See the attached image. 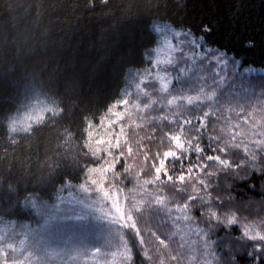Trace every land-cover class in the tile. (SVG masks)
I'll list each match as a JSON object with an SVG mask.
<instances>
[{
  "label": "trees",
  "instance_id": "1",
  "mask_svg": "<svg viewBox=\"0 0 264 264\" xmlns=\"http://www.w3.org/2000/svg\"><path fill=\"white\" fill-rule=\"evenodd\" d=\"M156 21L188 30L242 67H264V0H0V50L39 55L53 68L45 83L29 85L16 75L18 65L10 57L0 59V227L39 224L32 196L52 206L79 185L91 196L113 188L131 198L139 190L170 208L188 204L192 225L206 231L214 264H264V241L243 235L246 224L264 234V150L255 144L260 138L237 135V128L218 116H208L197 133L195 118L203 115L192 108L179 111L174 124L169 123L174 113L160 107L124 116L113 127L102 121L122 99L128 72L150 65L146 52L157 45ZM254 90L250 105L264 99V85ZM165 115L169 121L160 119ZM183 119L192 123L181 133ZM94 134L102 139L98 155ZM171 134L180 135L186 148L196 140L183 154L188 157L183 169L179 161L167 162L173 176L167 181L163 175L157 179L154 167L164 151L176 150ZM117 138L120 147L109 148ZM196 142L204 150L199 160ZM234 142L241 147L219 151ZM106 149L122 155L115 176L105 181L97 170L110 158ZM210 155L229 166L206 160ZM197 164L203 170L187 172ZM181 172L182 182L176 178ZM201 179L210 183L207 190ZM157 205L148 201L132 212L136 229L125 230L131 264H181L176 236L166 216L157 215ZM209 209L221 223L210 220ZM229 215L236 224L226 227Z\"/></svg>",
  "mask_w": 264,
  "mask_h": 264
},
{
  "label": "rangeland",
  "instance_id": "2",
  "mask_svg": "<svg viewBox=\"0 0 264 264\" xmlns=\"http://www.w3.org/2000/svg\"><path fill=\"white\" fill-rule=\"evenodd\" d=\"M152 29L158 36V41L154 48L146 52L150 65L128 72L127 87L121 100L127 98L139 104L141 109L144 104L156 100L157 103L152 108L160 107L173 113L192 108V111H201L202 115L211 105L216 114L209 116H218L222 121L230 122V128L236 127L238 133H247L250 138H260L259 135L253 136L252 132L264 130L260 126L264 123V99L255 101L257 105H250L247 100L251 99L250 93L255 92L254 86L259 88L264 85V67H242L240 60L234 56L206 45L201 38L171 23L156 21L152 24ZM170 55L171 59L167 64L161 63L158 68L153 67L159 61L166 62ZM157 71L161 75L167 74L169 92L159 90L160 81L155 79ZM148 73H151L150 78ZM141 80L144 81L141 86L149 93L148 96L137 92L135 85ZM198 94L205 97L211 94V99L199 107L186 102H178L172 106L167 104L175 95ZM120 101L110 114L102 118L106 125L113 127L124 116L132 117L146 111L134 108L133 103L124 105ZM117 113L124 115L117 116ZM253 121L258 122L255 127ZM93 139L95 146L99 147L102 139L96 134ZM114 157L121 155L112 153L110 158L107 157L103 173L105 181L115 176L119 160L112 161L111 158ZM109 163L114 166L109 167ZM75 188H70L52 206L38 203L32 196L30 206L38 215L39 224L25 225L20 230L13 224L3 223L6 225L0 227V250H4V255L0 256V264H13V261L16 264H131L125 230L129 226L136 229L132 212L140 211L148 201L159 204L157 215L168 219L171 234L176 236L175 245L179 249L180 260L178 256L177 262L214 264L210 245L206 247L203 239L198 238L196 230L202 228L185 221L176 208H171L173 211L170 214V207L164 206L161 199L139 190H134L131 198H128L126 194L113 188L103 189L94 196L84 186ZM246 225L251 226V234L260 232L253 225ZM139 239L142 240L140 235ZM166 244L163 243V247L173 251L174 246ZM106 249H109L107 254ZM172 251L169 258L171 260Z\"/></svg>",
  "mask_w": 264,
  "mask_h": 264
},
{
  "label": "snow or ice",
  "instance_id": "3",
  "mask_svg": "<svg viewBox=\"0 0 264 264\" xmlns=\"http://www.w3.org/2000/svg\"><path fill=\"white\" fill-rule=\"evenodd\" d=\"M204 30L205 31H210L211 29L208 28L207 25H205L204 26ZM170 59H171V55L169 56V58H168V60L166 62L159 61L157 64H153V67L154 68H158L161 63H166L167 64L170 61ZM147 75L149 76V78L151 77V73H148ZM155 79L160 81V89L159 90L161 92H166V93L169 92L168 89H167L168 80H167V74L166 73H164V75H161L160 72L157 71V73L155 75ZM142 84H144L143 80H141L140 83H137L135 85V87L137 89V92L139 94L144 95V96H148L149 93L144 90V88L141 86ZM210 99H211V94H208L206 97L203 96L202 94H198L196 96L175 95V96H172V98L167 101V104H168V106H172L173 104H177L178 102H186L188 105H196L197 107H199L200 105L205 104L206 100H210ZM120 103L124 104V105H128V104L133 103V102L130 101L129 99L125 98V99L121 100ZM156 103H157L156 100H151L149 103H146V104L143 105V109L140 108L139 104L133 103V107L138 109V110L144 111V110H148V109L152 108V106L155 105ZM115 107H116V105H113L112 108H109V112H112L113 108H115ZM162 107H163V105H162ZM215 114H216L215 110L213 109V107L211 105H209L208 111H204L203 112V117H196L195 118L196 121L200 124V127L196 129V132L200 133L205 127L206 118L209 115H215ZM116 115L117 116H122V115H124V113H117ZM179 115H180V113H174L173 116H172V119L170 121H169V117L166 116V115L165 116H161L160 119L161 120H165V121H169V123H173L174 124V123H176V118ZM191 123H192V119H183V120H181L180 121L181 133L184 131V126L185 125H189ZM245 123H247V120L245 121ZM252 123H253V127H255V125L258 122L257 121H253ZM228 124H229V128H230L231 127V123L228 122ZM260 126H261L262 129H264V123H262ZM221 131H225V129H221ZM237 135H247V133H237ZM252 135L253 136L259 135L260 139L256 140L255 144H256L257 147H259L262 150H264V130H261L259 133H256L255 131H253ZM168 138L171 141V143L174 145L176 150L169 149V150L164 151L163 154H162L163 158H159L158 159V166H155L154 170H155L157 179H160L161 175H163L164 177L167 178V181H171L173 179V176L169 174V169L166 167L167 162L169 160H171L173 162V164H175L176 161H179L180 164H181V168L183 169L184 162L188 159V157L184 156L183 154L189 152L190 150H192L193 140H196V137H193V140L187 141V148L185 147L184 142H182L180 135L171 134V135L168 136ZM233 139H234V137H233ZM209 140H218V138L215 137V136H210ZM112 147H116V148L120 147L119 138H117V143L115 145L109 144V148H112ZM228 147L240 148L241 144L240 143H236V142L231 143V144H226L225 146L220 147L219 151L220 152H225V151H227ZM243 147H244L245 152H249L251 154V150H250L249 145L247 143H244ZM105 151H107V149ZM128 151H129V153H131L132 149L129 148ZM194 151L197 154V160H199L200 159V154H202L203 151H204L199 142L195 143ZM99 152H100V148L98 147L96 155H98ZM108 155L112 156V153L110 151H108ZM119 159H120V157H115V161H117ZM253 159H255V156H253ZM206 160L216 161V162H218V164L223 165L225 168H227L229 166L228 165V161L224 160V159H221L220 156H211L210 155V156L206 157ZM113 166H114L113 164L109 163V167H113ZM196 168H199L200 170H203L204 165H202V164L191 165V166H189L187 168V172L192 173L194 171V169H196ZM173 171H175V168H173ZM104 172H105V167L104 166L97 170V173L100 174L101 179L104 178L103 177V173ZM90 173H91V170H90ZM213 174L214 173L209 172L207 175L211 176ZM176 178L179 181L182 182V181L185 180V175L183 174V172H181V174L178 177H176ZM199 183L201 185H204L206 190L210 187V183L206 182L205 179H201L199 181ZM189 199L191 200L193 198L190 197ZM175 210L180 213V215L183 217V219L185 221H189V222L192 221V217L190 215L191 209H190L188 204H184L183 207L177 206V208ZM172 211L173 210L170 208L169 209V213L171 214ZM209 217H210V220H212V221H216L218 223L222 222L221 217L218 216L217 212L216 211H212L211 209H209ZM177 219H179V217ZM226 220H227L226 227L236 224L235 215L227 216ZM208 226L210 227V226H213V225L210 223ZM250 227H251L250 225H244L243 235L245 237H247L248 239H250V240L259 239L261 241H264V234H261L260 232L257 231L253 235V234L250 233V230H249ZM196 232H197L198 238L203 239V242H204L205 246L207 247L209 245V239L207 238L206 233L202 229H197ZM8 247L11 248V245H9ZM257 251H259V247H257ZM2 255H4V250H0V256H2ZM13 264H16V262L13 261Z\"/></svg>",
  "mask_w": 264,
  "mask_h": 264
},
{
  "label": "clouds",
  "instance_id": "4",
  "mask_svg": "<svg viewBox=\"0 0 264 264\" xmlns=\"http://www.w3.org/2000/svg\"><path fill=\"white\" fill-rule=\"evenodd\" d=\"M10 57L17 65L16 75L29 85L45 83L53 72L51 65L45 67V61L39 56H30L11 48L0 50V59Z\"/></svg>",
  "mask_w": 264,
  "mask_h": 264
},
{
  "label": "crops",
  "instance_id": "5",
  "mask_svg": "<svg viewBox=\"0 0 264 264\" xmlns=\"http://www.w3.org/2000/svg\"><path fill=\"white\" fill-rule=\"evenodd\" d=\"M106 247H107V244H106ZM109 253V249H106V254Z\"/></svg>",
  "mask_w": 264,
  "mask_h": 264
}]
</instances>
